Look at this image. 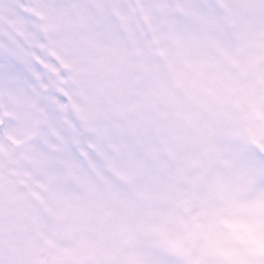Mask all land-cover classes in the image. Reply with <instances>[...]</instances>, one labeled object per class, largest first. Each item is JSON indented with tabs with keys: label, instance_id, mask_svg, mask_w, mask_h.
Here are the masks:
<instances>
[{
	"label": "snow or ice",
	"instance_id": "obj_1",
	"mask_svg": "<svg viewBox=\"0 0 264 264\" xmlns=\"http://www.w3.org/2000/svg\"><path fill=\"white\" fill-rule=\"evenodd\" d=\"M0 264H264V0H0Z\"/></svg>",
	"mask_w": 264,
	"mask_h": 264
}]
</instances>
